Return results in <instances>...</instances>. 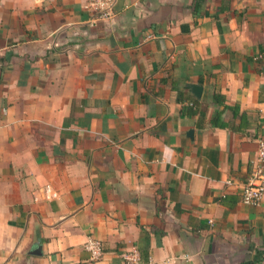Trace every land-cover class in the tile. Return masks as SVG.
Listing matches in <instances>:
<instances>
[{
  "label": "crops",
  "instance_id": "0c3cea01",
  "mask_svg": "<svg viewBox=\"0 0 264 264\" xmlns=\"http://www.w3.org/2000/svg\"><path fill=\"white\" fill-rule=\"evenodd\" d=\"M86 2L0 0V264H264V0Z\"/></svg>",
  "mask_w": 264,
  "mask_h": 264
},
{
  "label": "built area",
  "instance_id": "2783aa9c",
  "mask_svg": "<svg viewBox=\"0 0 264 264\" xmlns=\"http://www.w3.org/2000/svg\"><path fill=\"white\" fill-rule=\"evenodd\" d=\"M116 3L117 0H87L84 8L90 14L89 23L94 25L112 19ZM241 199L243 203L252 206H260L264 199V139L259 140L257 164L242 189ZM84 249L90 253L93 261H99L104 255V246L96 239H89L84 244ZM124 260L126 264H144L135 249L125 253Z\"/></svg>",
  "mask_w": 264,
  "mask_h": 264
},
{
  "label": "water",
  "instance_id": "95a60500",
  "mask_svg": "<svg viewBox=\"0 0 264 264\" xmlns=\"http://www.w3.org/2000/svg\"><path fill=\"white\" fill-rule=\"evenodd\" d=\"M197 95H200L201 91H202V87L201 86H197Z\"/></svg>",
  "mask_w": 264,
  "mask_h": 264
},
{
  "label": "trees",
  "instance_id": "16d2710c",
  "mask_svg": "<svg viewBox=\"0 0 264 264\" xmlns=\"http://www.w3.org/2000/svg\"><path fill=\"white\" fill-rule=\"evenodd\" d=\"M193 107H194V104H193ZM189 110H191V111H192V108H190ZM193 112H194V111H193ZM147 261H148V259H147V260L145 259V262H147Z\"/></svg>",
  "mask_w": 264,
  "mask_h": 264
}]
</instances>
